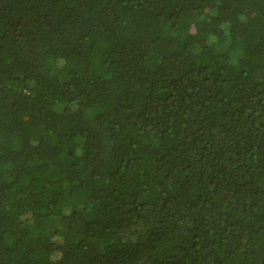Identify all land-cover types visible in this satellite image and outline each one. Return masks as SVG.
Masks as SVG:
<instances>
[{
	"label": "trees",
	"instance_id": "obj_1",
	"mask_svg": "<svg viewBox=\"0 0 264 264\" xmlns=\"http://www.w3.org/2000/svg\"><path fill=\"white\" fill-rule=\"evenodd\" d=\"M0 264H264V0H0Z\"/></svg>",
	"mask_w": 264,
	"mask_h": 264
},
{
	"label": "rangeland",
	"instance_id": "obj_2",
	"mask_svg": "<svg viewBox=\"0 0 264 264\" xmlns=\"http://www.w3.org/2000/svg\"><path fill=\"white\" fill-rule=\"evenodd\" d=\"M217 48V47H216ZM218 49V48H217Z\"/></svg>",
	"mask_w": 264,
	"mask_h": 264
}]
</instances>
